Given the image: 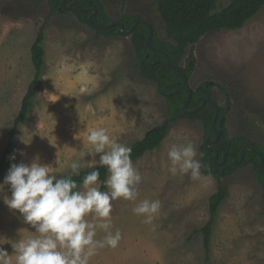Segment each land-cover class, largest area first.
<instances>
[{
	"label": "rangeland",
	"instance_id": "374dc122",
	"mask_svg": "<svg viewBox=\"0 0 264 264\" xmlns=\"http://www.w3.org/2000/svg\"><path fill=\"white\" fill-rule=\"evenodd\" d=\"M100 1L113 20L123 13L139 15L153 23L159 39L169 40L155 0ZM229 1L218 0L216 10ZM41 27L45 62L40 88L14 138L10 157L15 158H9L0 185L13 164L38 162L56 178L70 173L71 163L90 148L86 134L91 130L104 129L128 147L167 118L156 85L139 73L130 36L97 37L73 12L52 13L47 0H0V156L34 76L30 48ZM181 66L190 69L192 88L214 83V99L229 109L225 125L230 136H247L264 146V7L241 28L221 29L189 45ZM206 138L201 122L181 119L158 148L131 160L141 176L137 199L112 202V231L118 229L122 239L115 249L99 250L90 264H264V189L251 165L221 179L201 167L196 181L169 171L171 145L192 142L201 164L199 150ZM92 160L85 155L81 163ZM95 160L98 165L99 155ZM219 186L227 196L206 255L203 235L196 231L208 221L209 197ZM10 197V186L4 185L0 250L9 256L14 243L34 232L8 209L4 200ZM143 200L161 204L151 225L132 211ZM103 235L98 232L97 239Z\"/></svg>",
	"mask_w": 264,
	"mask_h": 264
},
{
	"label": "trees",
	"instance_id": "16d2710c",
	"mask_svg": "<svg viewBox=\"0 0 264 264\" xmlns=\"http://www.w3.org/2000/svg\"><path fill=\"white\" fill-rule=\"evenodd\" d=\"M47 1L52 13L73 12L81 22L86 23L95 30L97 37L118 35V26L102 27L100 25L110 24L114 21L106 14L100 0H93L97 12L93 16L94 19L92 21L90 20V12L85 10L89 6V0H66V4L77 3L79 5H74L70 10L63 8L62 0ZM217 3L218 0H155L156 8L169 40L159 39L152 22L150 23L154 32L151 42L156 47L155 49H151L146 45L149 28L145 22H138L129 35L140 75L156 85L158 92L167 104V118L165 121L146 131L142 138L128 146L131 148V160L135 161L146 152L158 148L166 137L171 125L181 119L201 122L204 126L206 137L214 138L213 117L215 110L212 103L207 101L202 107L191 113L182 111V103L187 96V86L182 74L167 62L165 54L170 57L172 63L180 65L181 72L190 79V69L181 66L189 45L196 43L202 36L221 29L235 30L241 28L264 7V0H230L227 5L216 10ZM138 16L123 13L119 21L124 25L125 29H130L133 19ZM44 40L45 30L41 27L30 48L34 76L22 98L20 109L14 117L12 127L8 131V141L0 156V175L6 169L19 126L27 120L32 101L40 88L45 62ZM214 86L213 82L205 81L193 88L187 108L193 109L199 106L205 97H214ZM228 113V107L219 105L216 124H218L221 117L226 118ZM244 146H249L252 150L245 151L242 161L236 164L235 160L240 156ZM215 150L218 151V160H222L223 155L227 151L231 153H227L224 162L218 164L213 159ZM258 152L263 155L264 164L263 145L252 141L247 136H230L228 128L224 125L220 129L219 138L211 144V148L206 147L204 144L200 147L199 156L202 172L221 179L233 174L240 166L251 165L254 176L264 189V167L260 163ZM92 171L100 173V189L104 191L106 188L103 183L108 175L106 168L98 165L93 168H86L81 170L78 176H72V179L79 185L82 183L84 176ZM68 175L70 173L63 174L56 179L66 178ZM226 196V189L219 186L209 197L210 217L196 231L201 232L203 235L202 243L206 255L210 252L211 235L218 209Z\"/></svg>",
	"mask_w": 264,
	"mask_h": 264
},
{
	"label": "clouds",
	"instance_id": "9594fccd",
	"mask_svg": "<svg viewBox=\"0 0 264 264\" xmlns=\"http://www.w3.org/2000/svg\"><path fill=\"white\" fill-rule=\"evenodd\" d=\"M86 142L89 150L79 162L71 163L66 178L56 179L50 167L38 162L10 166L0 185V191L10 186L11 197L4 203L34 232L12 245L13 255L0 250V264H90L99 250L118 247L122 236L118 229L112 231V202L135 201L141 176L131 162V148L110 138L106 130L89 131ZM85 155L93 158L91 163H81ZM97 155L98 166L107 170L103 186L108 191L100 190L98 171L85 175L79 185L72 179L81 169L96 167ZM196 157L190 141L171 145L167 151L170 173L200 180L202 165ZM160 208L158 200H143L132 211L151 225ZM98 232L104 234L102 239H97Z\"/></svg>",
	"mask_w": 264,
	"mask_h": 264
},
{
	"label": "water",
	"instance_id": "95a60500",
	"mask_svg": "<svg viewBox=\"0 0 264 264\" xmlns=\"http://www.w3.org/2000/svg\"><path fill=\"white\" fill-rule=\"evenodd\" d=\"M79 6L77 3H70V4H66V0H62V6L63 8L67 9V10H70L73 6ZM86 11L90 12V20L92 21L94 18L93 16L96 14L97 12V8L93 2V0H89V6L87 8H85ZM145 22L146 25L148 26L149 28V34L146 38V45L151 48V49H155L156 47L152 44L151 42V39H152V35H153V32H154V29H153V26L152 24L147 21L146 19H144L143 17H135L133 19V24L131 26L130 29H125L124 28V25L119 21V20H114L112 21L110 24H100L102 27H110V26H118V34L119 35H122V36H129L131 33H132V30L135 28V26L137 25L138 22ZM165 57H166V60L167 62L176 70H178L183 78H184V81L186 83V86H187V96L185 98V100L183 101L182 103V111L184 113H191V112H194L195 110L199 109L200 107H202L205 102L209 101L212 103L213 107H214V110H215V113H214V117H213V130H214V138H210V137H207L206 140H205V143L204 145L208 148H211V145L213 142H215L218 138H219V135H220V129L225 125V117H221L219 119V122L218 124H216V121H217V118H218V113H219V104L217 103V101L214 99V97L210 96V97H205L203 98L202 102L200 103L199 106L193 108V109H188L187 108V104H188V101L191 97V94H192V90L193 88L190 86L189 84V79L186 77V75L184 73L181 72V69H180V65L178 64H174L172 63L170 57L165 54ZM252 149L249 147V146H244L240 152V156L235 160V163L236 164H239L242 159H243V156H244V152L245 151H251ZM227 153H231L230 151H227L224 155H223V158L222 160H218V151L215 150L214 151V155H213V159L216 163L218 164H221L224 162L225 160V156ZM259 153V157H260V163L261 165L264 167V164H263V155Z\"/></svg>",
	"mask_w": 264,
	"mask_h": 264
}]
</instances>
